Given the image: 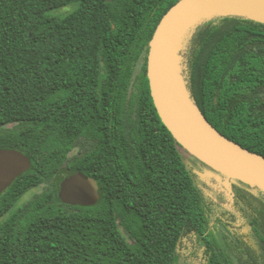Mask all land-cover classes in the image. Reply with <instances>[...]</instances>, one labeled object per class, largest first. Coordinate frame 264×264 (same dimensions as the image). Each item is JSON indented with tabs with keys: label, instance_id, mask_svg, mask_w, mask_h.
<instances>
[{
	"label": "trees",
	"instance_id": "obj_1",
	"mask_svg": "<svg viewBox=\"0 0 264 264\" xmlns=\"http://www.w3.org/2000/svg\"><path fill=\"white\" fill-rule=\"evenodd\" d=\"M179 1L0 0V148L32 161L0 195V264H264V191L206 192L154 103L150 43ZM185 74L207 120L264 156V24L204 22ZM75 171L93 205L61 202Z\"/></svg>",
	"mask_w": 264,
	"mask_h": 264
},
{
	"label": "water",
	"instance_id": "obj_2",
	"mask_svg": "<svg viewBox=\"0 0 264 264\" xmlns=\"http://www.w3.org/2000/svg\"><path fill=\"white\" fill-rule=\"evenodd\" d=\"M230 16L264 24V0L179 1L162 18L150 43L148 76L163 123L187 152L226 176L230 184L239 181L264 191V156L230 140L207 120L180 67V51L188 31L213 18ZM31 167L32 161L21 151L0 148V195ZM58 195L64 204L89 206L98 200L100 188L94 178L75 171L58 182Z\"/></svg>",
	"mask_w": 264,
	"mask_h": 264
},
{
	"label": "rangeland",
	"instance_id": "obj_3",
	"mask_svg": "<svg viewBox=\"0 0 264 264\" xmlns=\"http://www.w3.org/2000/svg\"><path fill=\"white\" fill-rule=\"evenodd\" d=\"M66 12H67L66 9L59 11L60 14H64ZM197 28L198 26H195L194 28L190 29L186 34L185 38L183 39V44L180 51V58H181L180 67H181L182 76H185L186 51L190 43V40ZM180 152L182 154L184 162L189 167V169H191V171L193 172L198 171L206 175L205 178L197 179L198 185H200L206 192L210 193L213 197H217V193L219 194L221 191L222 192L225 191L227 193L230 192L232 185L229 183V180L226 176L212 169L208 165L204 164L196 157H194L192 154L187 152L185 149L183 148L180 149ZM39 191H41V189L34 190L28 193L27 195L24 196L23 201L30 199L33 195H35Z\"/></svg>",
	"mask_w": 264,
	"mask_h": 264
},
{
	"label": "flooded vegetation",
	"instance_id": "obj_4",
	"mask_svg": "<svg viewBox=\"0 0 264 264\" xmlns=\"http://www.w3.org/2000/svg\"><path fill=\"white\" fill-rule=\"evenodd\" d=\"M219 200H223V196H222V195L219 197ZM233 213H234V212H233ZM234 214H237V213L235 212ZM237 216H238V215H237ZM245 232H247V230H245Z\"/></svg>",
	"mask_w": 264,
	"mask_h": 264
}]
</instances>
